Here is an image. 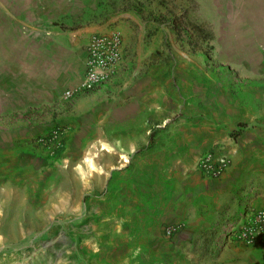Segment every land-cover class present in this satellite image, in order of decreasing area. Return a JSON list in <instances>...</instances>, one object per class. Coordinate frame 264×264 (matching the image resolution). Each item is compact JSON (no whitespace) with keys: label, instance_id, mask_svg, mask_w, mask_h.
I'll return each mask as SVG.
<instances>
[{"label":"rangeland","instance_id":"374dc122","mask_svg":"<svg viewBox=\"0 0 264 264\" xmlns=\"http://www.w3.org/2000/svg\"><path fill=\"white\" fill-rule=\"evenodd\" d=\"M179 11L177 0H0V109L3 104L12 108L23 96L29 99L35 87L49 84L60 68L76 58L83 41L75 35L112 26L122 31L128 47L121 72L133 80L149 75L159 93H168L171 99L167 115L147 126L153 136L144 152L122 157L123 169L111 173L105 183L90 177L94 186L87 195L80 183L82 173H72L60 154L50 159L33 148L40 152L39 173L27 171L25 181L18 183L6 174L9 181L0 186V264H225L227 254L218 248L226 246V225L235 223L250 205L264 209L263 176L256 206L247 197L218 209L211 196L205 201L209 206L187 203L181 216L173 219L154 216L150 195L162 197L164 187L180 181L178 174L169 175L171 164L184 161L182 170L190 169L200 153L223 142L204 135L207 125L197 112L201 104L190 108L183 88L203 85L205 96L211 97L220 87L227 99L237 100L238 111L252 117L256 102L244 91L264 85L255 54L243 61L242 53L224 52L215 59L204 55L212 49L208 45L183 46L176 27ZM137 21L145 24L143 37ZM168 31H173L172 43L163 42ZM153 103L158 105L159 99ZM236 121L246 126L253 120ZM8 122L10 131L27 127L14 112ZM56 127L65 130L52 124L38 135ZM238 160L242 184L250 161L244 164L240 156ZM36 174L41 177L39 190L28 181L37 179ZM133 191L139 203L133 216L126 210L122 216L82 215V210H92L101 200L118 203L123 198L127 209ZM33 193L38 195L36 203ZM169 225L179 229L167 238L163 231Z\"/></svg>","mask_w":264,"mask_h":264},{"label":"crops","instance_id":"0c3cea01","mask_svg":"<svg viewBox=\"0 0 264 264\" xmlns=\"http://www.w3.org/2000/svg\"><path fill=\"white\" fill-rule=\"evenodd\" d=\"M177 5L181 17L176 27L183 46L192 43L208 45L212 49L204 55L215 59L224 52L242 53L243 61L248 59V54H255L259 56L262 73L264 0H177ZM123 17L132 18L128 13H123ZM137 23L141 37L145 36V24L140 21ZM111 28L118 30L115 26L107 29L100 27L75 35L74 39L83 41L80 53L60 68L49 79V84L40 83L34 88L29 99L25 100L24 96L21 97L12 108L7 104L2 105L0 186L9 181L6 174L12 176L11 182L18 183L25 181L24 174L27 171L32 174L39 173L37 169L39 170L41 166V160L38 158L40 152L34 150L28 142L46 131L52 124L65 128L64 150L60 153V157L65 158L72 173H82L80 183L85 195L94 186V180H90L92 177H97L98 183H105L111 173L123 169L122 157H133L139 151L144 152L145 146L153 136L148 135L147 126L167 115L171 100L168 93H159V90L152 85L149 75L133 80L131 76L127 77L126 73L121 72L122 65L116 77L98 90L67 100L61 97L62 92L74 85L82 74L87 38L93 33L106 32ZM119 32L123 42L124 64L128 47L125 35L122 31ZM172 38L173 31H168L164 34L163 42L168 40L172 43ZM197 54L203 52L197 51ZM263 89L264 85L250 87L244 91L245 95H251V100L256 102L254 104L256 111L250 117L251 115L244 114V110V112L238 111L237 100L233 102L227 99L229 97L224 96L220 87H216L211 97L205 96L206 89L203 85L183 88L184 99L187 102L191 101L190 108L197 109L198 101L201 104L197 112L203 115L202 123L207 125L203 130L204 135L223 139L222 143L206 150L226 148L229 150L231 162L225 173L216 180L205 179L194 171L193 164L201 153L190 169L182 170L184 161L172 163L169 175H175L172 172L178 174L180 181L178 184H171L167 189L164 187L162 197L150 195L152 198L149 204L154 207L152 209L155 212L154 216L173 219L174 216H181V208L187 203L194 205V202H197L196 206L206 203L209 206V202L205 201L211 196L217 200L218 209L225 208L227 202L235 204L238 200L244 201L247 197L251 198L250 204L255 206L258 204L260 199L258 196L262 195V183L259 179L264 176V93L258 91ZM154 99H159L156 106L153 103ZM12 112L22 119L24 125H27L26 128L10 131L8 120ZM67 115L69 118H65ZM240 117L252 118L253 121L243 126L236 121V118ZM259 118H261L260 122ZM189 152H192V149ZM239 156L244 164L250 161L246 169L248 175L245 178L246 182L242 184L238 180ZM36 175L37 179L28 181L35 190H39L41 177L40 174ZM75 178L78 181L79 178L77 176ZM133 192L134 196L127 200V209H124L123 198L119 199L118 203L101 200L92 210L88 208L82 210V215L122 216V211L126 210L133 216L137 214L135 208L139 204L136 198L137 192ZM32 195L33 203H36L38 195L36 193ZM253 197L255 199H252ZM76 213L73 212V215ZM225 244V247L218 248L220 252L224 251L227 254L225 264H264V247H246L239 243Z\"/></svg>","mask_w":264,"mask_h":264},{"label":"built area","instance_id":"2783aa9c","mask_svg":"<svg viewBox=\"0 0 264 264\" xmlns=\"http://www.w3.org/2000/svg\"><path fill=\"white\" fill-rule=\"evenodd\" d=\"M122 65L123 42L119 30L111 28L106 32L91 34L84 46L82 74L74 85L62 92V99L98 90L116 77ZM261 68L264 75V61ZM63 135L64 131L56 127L33 137L28 144L46 153L50 159H55L64 150ZM230 162L229 150L218 147L201 153L193 169L205 179L216 180L225 173ZM178 229V225H169L163 233L167 238L173 237ZM223 239L225 243L264 247V209L246 207L235 223L226 225Z\"/></svg>","mask_w":264,"mask_h":264},{"label":"trees","instance_id":"16d2710c","mask_svg":"<svg viewBox=\"0 0 264 264\" xmlns=\"http://www.w3.org/2000/svg\"><path fill=\"white\" fill-rule=\"evenodd\" d=\"M151 137V136H150Z\"/></svg>","mask_w":264,"mask_h":264}]
</instances>
